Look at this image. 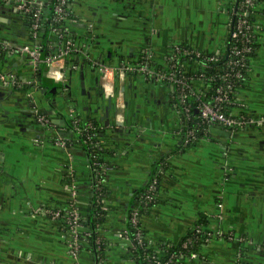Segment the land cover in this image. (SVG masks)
I'll use <instances>...</instances> for the list:
<instances>
[{"label": "crops", "instance_id": "obj_1", "mask_svg": "<svg viewBox=\"0 0 264 264\" xmlns=\"http://www.w3.org/2000/svg\"><path fill=\"white\" fill-rule=\"evenodd\" d=\"M239 1L71 0L65 37L48 43L52 52L67 40L74 46L65 62L66 82L59 85L45 65L34 66L16 51L32 43L30 28L17 0H0V264H135L133 243L123 238L127 213L159 162L165 169L157 201L140 222L153 251L164 257L200 221L211 239L199 246L198 258L175 264H264V125L238 131L211 126L187 144L172 87L136 73L119 83L117 75L124 94L120 120L115 100L99 83V63L118 67L145 55L165 61L175 44L223 52ZM50 2L35 0L44 8ZM252 18L257 51L233 113L261 116L264 0ZM76 118L98 123L105 149L100 257L86 240L72 256L70 234L46 213L66 207L73 187L84 218L89 215L91 159L70 129ZM58 136L68 139L66 148L55 144Z\"/></svg>", "mask_w": 264, "mask_h": 264}, {"label": "built area", "instance_id": "obj_2", "mask_svg": "<svg viewBox=\"0 0 264 264\" xmlns=\"http://www.w3.org/2000/svg\"><path fill=\"white\" fill-rule=\"evenodd\" d=\"M257 2L258 0L239 1L223 52L208 54L187 45L175 44L165 61L156 62L150 55H145L137 62L122 63L118 67L99 63V83L105 94L115 100L117 118L120 120L122 118L119 112L124 108V94L119 88V84L116 85V76L118 75L119 83H123L127 74L136 73L144 76V78H152L172 87L176 94L178 112L182 120L181 132H183L187 144L197 142V131L207 134L211 126L238 131L250 126L264 125V115L254 116L247 112L233 113V108L237 104V92L248 78L251 71L250 60L257 51L256 41L259 29L252 18ZM67 5L68 0H56L54 2V20H66L69 15ZM17 8L23 15H31L29 28L32 43L19 46L16 51L21 55L28 56L34 66L45 65L47 75L55 83L64 84L66 82L65 62L71 52L74 51L72 41L67 40L65 48L57 46L56 51L52 52L48 45L49 41L54 36H58L60 39L64 38L65 30L52 27L45 46L42 42L41 32L44 26L43 11L46 8L41 4H36L35 0H17ZM1 79L19 86L18 82L12 81L11 77L7 75L2 74ZM36 119L47 128L52 125L49 118L45 116L38 115ZM192 121L193 125H190L189 123ZM73 122L76 125L70 129L81 141L79 135L84 132V129L78 125L80 119L76 118ZM92 127L94 128L93 123L89 122L86 131ZM86 136L87 139L81 141L84 146L92 141L89 132H86ZM54 142L63 148L69 145L68 139L60 136ZM103 169V161L91 157L92 204L101 203L104 178L99 176ZM162 172L163 170L159 169L156 173L151 174L143 196L136 200L133 198L127 213V219L133 231L130 232L127 226L123 238L133 243L132 250L135 260L136 250L141 249L139 257L143 258L144 264H175L181 257L198 258L199 251L194 249L195 243L200 240L198 243L201 246L211 239V234L203 225H195L191 229V231H195V234L185 238L178 252L169 251L163 257V255L152 250V244L147 240L140 222L143 210H146L157 198L156 192ZM71 191L72 200L66 207L47 208L46 213L55 221L65 220L68 227L63 226V228L71 236L69 250L72 256L78 255L84 240H86L93 246L94 254L100 257L104 242L98 231V226L101 223L97 224L93 231L84 227L82 224L83 214L75 200L76 191L73 187ZM102 208L107 210L106 203L102 205ZM80 232L84 234L83 238L79 237ZM93 235L94 240L91 241L90 238Z\"/></svg>", "mask_w": 264, "mask_h": 264}, {"label": "trees", "instance_id": "obj_3", "mask_svg": "<svg viewBox=\"0 0 264 264\" xmlns=\"http://www.w3.org/2000/svg\"><path fill=\"white\" fill-rule=\"evenodd\" d=\"M55 1L56 0H51L50 6L48 8H46V9H44V11H43L44 26L42 27L41 38H42V42H43V44L45 46H46L47 39L50 37L51 31H52V27L62 28L63 31L65 30V23H66L65 21L66 20H61V21L54 20V11H53L54 7L53 6H54V2ZM70 1L71 0H68V5H67L68 7H69V2ZM24 16H25V19H26V22H27L28 26L30 27L31 15L30 14H26ZM46 51H47V49H46ZM73 54H75L74 51H72L70 55H73ZM253 55H255V53ZM89 122L93 123L94 128L92 127V128L89 129V131H86V127H87V124ZM189 124L193 125V121L190 122ZM75 125H76V123L72 121V123L70 125V128H72ZM78 125H79L80 128L84 129V132L79 135L81 141L84 140V139H87L86 132H89V134L91 136L92 141L84 146V148H85L87 154L89 155L90 159H91V157H95V158L99 159L100 161H103L102 160V155L105 152V149L103 148V146L101 144L102 143L101 142V134H100L101 131H100V128L98 126V123H96L93 120H86V121L80 120ZM201 135H202V133L200 131H197L198 139L201 137ZM159 169H162V170L165 169V167H164L162 162L161 163L159 162L157 165H155L154 172L156 173V171H158ZM104 172L105 171L103 169L102 173L99 176L102 179L104 178V175H105ZM159 181L161 182V177H159ZM160 182H159L158 190L156 192L157 193L156 197H158L159 188H160ZM147 187H148V185L143 187V189L139 190L135 194V196H134L135 200L137 198L139 199V198H141L143 196V194H144V192H145ZM105 199H106V188L104 186L103 187V196L101 198V203L100 204L94 203V204L91 205V208L89 209V215H88L87 219H85L84 215H83L82 224L88 230H92L93 231L95 229V227L97 226V224H100L105 219L106 211L103 210V208H102V205L106 202ZM156 201H157V198L154 200V202L152 204L149 205V207L146 210H143L142 214L144 215L156 203ZM60 223H61L62 226L68 227V225L66 224L65 220L61 219ZM127 224H128L129 231L130 232L133 231V228H132L131 224L129 222ZM198 225L201 226L203 224H202V222L199 221V222H197L196 226H198ZM194 234H195V231L192 230V231H190L187 234V236H193ZM83 236H84V234L82 232H80L79 237L83 238ZM185 238H184V240H185ZM90 239H91V241H93L94 240V235ZM198 242H200V240H198ZM198 242L195 243V248H194L195 250L199 249V243ZM181 244L176 246V247L175 246L172 247L170 252H178L181 249ZM104 249H105V241L102 244V251H104ZM139 254H141V249L136 250V252H135L136 260H137V263H135V264H144L143 258L139 257Z\"/></svg>", "mask_w": 264, "mask_h": 264}, {"label": "water", "instance_id": "obj_4", "mask_svg": "<svg viewBox=\"0 0 264 264\" xmlns=\"http://www.w3.org/2000/svg\"><path fill=\"white\" fill-rule=\"evenodd\" d=\"M110 100H111V99H110ZM117 123H118L119 125H122V122H121V121H118Z\"/></svg>", "mask_w": 264, "mask_h": 264}, {"label": "flooded vegetation", "instance_id": "obj_5", "mask_svg": "<svg viewBox=\"0 0 264 264\" xmlns=\"http://www.w3.org/2000/svg\"><path fill=\"white\" fill-rule=\"evenodd\" d=\"M72 123V122H71ZM71 123H70V125H71Z\"/></svg>", "mask_w": 264, "mask_h": 264}]
</instances>
